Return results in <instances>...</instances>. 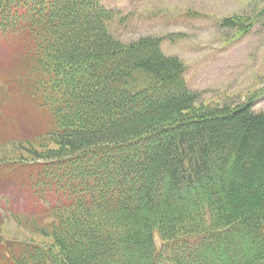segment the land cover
<instances>
[{
    "label": "trees",
    "instance_id": "16d2710c",
    "mask_svg": "<svg viewBox=\"0 0 264 264\" xmlns=\"http://www.w3.org/2000/svg\"><path fill=\"white\" fill-rule=\"evenodd\" d=\"M118 13L102 0H0V38L26 46L15 79L48 125L2 154L0 178L26 171L33 207L15 220L54 239L0 237V264H264V113L197 106L181 59L161 38H117Z\"/></svg>",
    "mask_w": 264,
    "mask_h": 264
},
{
    "label": "rangeland",
    "instance_id": "374dc122",
    "mask_svg": "<svg viewBox=\"0 0 264 264\" xmlns=\"http://www.w3.org/2000/svg\"><path fill=\"white\" fill-rule=\"evenodd\" d=\"M102 4L119 11L110 24L117 38L125 42L161 38L163 52L181 59L189 88L200 92L197 106L234 107L250 101L256 113H264V0H102ZM233 16L245 17L247 27L239 31L223 26L222 20ZM26 54L19 39L0 38V81L5 83L1 96L7 98L0 104L1 158L12 156L8 150L13 144L35 139L48 127L43 111L31 105L27 83L15 79L28 71ZM23 175L0 178L8 215L0 237L53 242L52 236L33 234L15 220L14 215L23 219L25 208L33 207L20 185Z\"/></svg>",
    "mask_w": 264,
    "mask_h": 264
}]
</instances>
